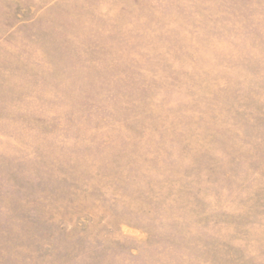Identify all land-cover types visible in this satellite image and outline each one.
Returning a JSON list of instances; mask_svg holds the SVG:
<instances>
[{"label": "rangeland", "instance_id": "1", "mask_svg": "<svg viewBox=\"0 0 264 264\" xmlns=\"http://www.w3.org/2000/svg\"><path fill=\"white\" fill-rule=\"evenodd\" d=\"M0 264H264V0H0Z\"/></svg>", "mask_w": 264, "mask_h": 264}]
</instances>
